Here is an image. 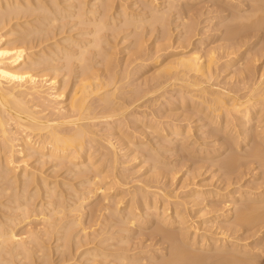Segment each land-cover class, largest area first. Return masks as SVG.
Here are the masks:
<instances>
[{
	"label": "rangeland",
	"instance_id": "obj_1",
	"mask_svg": "<svg viewBox=\"0 0 264 264\" xmlns=\"http://www.w3.org/2000/svg\"><path fill=\"white\" fill-rule=\"evenodd\" d=\"M58 1H59V5H58L59 8L56 7V6L55 7L51 6L52 7L51 8L49 6L52 9V11H56L55 13L58 16L62 15V16H59V19H60L59 20L58 16L56 18V14L55 13H54L55 15H53V16H52V14H50L52 17L55 16V19H56V21H55L56 23L54 22L55 26H51V28L54 27L52 29H54L55 32H57V30H58L57 36L52 38L50 41L48 40L43 45H45V47H46L45 48L46 50L44 49V52H45L44 54H46V52L50 53L49 50L53 51V53L52 52L51 53L53 54L52 56H55V57L50 56L51 53H50V55L48 53V54H46L44 56H48L49 55V57H51L53 59V60H51V58H50V60H51L50 62L51 63L54 61V63H52L53 66L51 64L50 65L53 67V69H55L54 67L56 66V70H57L56 72L57 73H55V71L53 70L51 72L52 75H50V76L57 75V76H55L56 78H54V79L58 78L57 81H61V84L62 83L65 84V85L67 84L68 87L65 86L66 89L64 88L66 90L65 93L68 92L71 89V87L73 86V84L75 82H77V80H78L77 76H79L81 72H83V71L85 72V70L87 69L86 66L94 65L95 67L96 66L99 67L100 65H102L99 68L100 70L102 69V67L103 68L104 67H108L107 70H110V71L114 68L117 71V76H118V73H119L121 75V77H124L123 75L125 73H127L125 75L126 78L124 79V84L126 82L127 83L123 86V90L126 91V93L123 94L122 97L125 95V97L127 96V99H130L128 97L132 96L133 95L132 93L136 94V92L137 93L140 92L139 94H137L138 96L140 94H142L144 97L142 95H140L142 97L139 98L140 99L139 100L138 98H133V96H132L131 98H133V101L134 102L136 101L134 103L135 105L134 104H133L134 106L132 105L135 108H133L131 106L132 108L130 107L125 112L124 115H126L127 117H123L124 115L120 114V115H118L119 117L117 119L114 118L116 120L114 121L115 123L112 121L113 123H112L111 127L109 126V123H107V121H108L107 119L108 118L107 119L100 118V119H98L97 121L94 122V124L96 123L94 126L97 125V127H98V128L97 127H95V128L100 130L99 131L100 134L102 133V136L104 135V137H107V138L108 137H111V138L113 137V141L119 147L118 148L119 154H117L118 157H119V158H117L118 159L117 164H119V165H117L116 168L112 167L113 169L116 170V172L112 170V168H111V166L109 164H106L107 163L106 160H104V162H102L103 159L101 158V153L100 152L98 153V152L95 151L96 148H97V146H96L97 143H95V144L93 143L92 145L90 144V147L89 146L87 147L88 152L90 150L89 153L93 152L92 153L93 156L91 157V160H90L91 162L90 161H86V163L85 162L83 163L81 161H79V162L77 161L76 163H74L75 165H73L72 163H69V162L67 163L66 161L65 162H63V161L61 162L60 160L59 161L46 160V162L43 165V164H41L42 162H40V160H38L39 159L38 156L30 157V160H28V163H29L28 168L32 169V168H35L34 166L37 167L36 168L37 169L36 173H37V177H38V182L37 183H39V181H40L39 177L41 178V176H43V177L46 178L45 186L41 190L43 195L37 196L38 199L36 197L34 199L31 198L32 199V201H31L30 195H28V194H30L31 190H33V191L35 190L34 188L36 186V182H33L35 184H33L32 181L30 183L28 178H26L28 180L26 182L27 183L29 182V184L27 185V183L25 181H23V180H26V179L24 177L23 178L21 177V176H23L25 174H23V172H20V174H21V176H20L19 173H18L17 177L18 178L21 177V178H19L20 181L18 183H16V184H18L17 185L18 190H17V194H16V191H14L15 192V196H17V195L19 196L20 194L22 195L26 191L25 192L26 195L24 194L25 196L22 197L20 195V197L24 199L22 201V199L19 198V200L21 201L20 204L24 205L26 200H27L28 203L26 202L25 205H27V204L30 205V202H31L32 203L31 206H33L34 208L36 207V208L39 209L38 210L36 208L35 209L34 208H32V209L30 208V212L36 210V213H34V215L37 218L35 216H33L35 218L32 217V219H33V221H32V219L29 218L30 215L27 216L25 214L26 216H24V215L22 216L23 213L21 211L16 212L17 210L15 209V207L19 204L20 201L17 199L18 200L17 205L14 202L13 203L10 202V204H6L7 203L6 201L9 199L6 196L5 199H7V198L8 199L5 200L3 198V199L0 200L1 201L0 203H2V201L6 202L5 204L9 205L11 210L8 207L4 208L2 206L4 208V210H3V208H2V210L1 209L0 210L3 211V212L5 211V212L2 215L3 212L0 211L1 212L0 214L4 217V220H6V218H7L6 216H8L7 220H13L12 218L16 219L14 222H16V223H18L20 225V226L18 225L19 227H17L18 234L19 235L23 234L20 237L30 236V234H32L30 236V238L31 237H38V235L40 237H43L45 235H41V234L44 233L45 231H42V230L49 231V230H47L48 226H50V230L52 229L55 232L58 230L57 233H59V234L56 233L57 235H59V237L57 235H54V237L52 236L50 238L51 240L48 239L47 242H45L44 245H40V246H43L44 249L41 250L40 252H38L36 254V256L34 254L35 257L28 253V256L30 255V257L32 259L34 258L36 260V262H34L35 260L33 259V261L31 260V262H34L35 264H41V262H42L41 261L42 260L41 257H43L44 255L48 256L50 254L49 255V261L50 262L48 261V263L49 264H56V263L59 264V262L62 261L63 259L66 260L67 258L69 259V257L71 258V256L68 255L69 251L65 250V249H68V247L66 248V246L69 243V241H70V243L68 245H69V248H70V244H72V242H77L80 239L81 240H85L87 237H91V240H93L92 237H95V238H96V236L98 237L99 236L98 233H101V237L103 239L101 237H100L101 239H99V237H98L99 240L95 239L94 243L92 242L93 243L92 244L93 247L90 250L88 249L87 251H85L86 254H85V252H84L83 256H79V254H76V256L75 255L73 256V257H75L74 259H72V260L70 259V261L67 260L68 262L64 261L65 263H63V261H62L60 264H85V263L86 264H127V263L128 264H160L161 263L160 261H163V260L167 259V257L171 258V256H169V255H171L175 251L177 252L179 249L181 250L182 246H184L183 247L184 249L182 248L183 250H191L192 252L195 253L197 250L193 251V248L191 247V245H190V247L192 249L186 247L187 245L190 244V240L189 241L186 240L184 242L185 245L182 242V244H181L182 246H179V247H178V245H180V244L177 245V243L174 242L176 244V246L178 247L177 248L175 246V244H172L173 241H171L172 243L170 241H168L169 242L168 243L166 241L167 239H165V237H167V236H168L167 238L172 237V235L174 237V234L178 233L180 231L179 229H181V227L180 228L177 227V226H179L178 224L172 223L173 219H170L171 221H167L166 219H164V217L166 215H168V214H171V215L173 214L174 215V212H175L174 210L177 209V206H178V204L176 202H178V201L179 202L181 201L180 203L184 204V205L181 204L179 207L184 209L185 214H188V215L190 214L189 218L191 217V219L186 224L189 227L186 226V225H183V226L186 227L185 228V232L186 233L188 232L187 236H189V234L192 233L191 237H193L192 235L194 233L193 232L194 231V227L197 226V224L201 225V226L203 225L202 227H204L205 229H206V227L208 228V226L211 224L210 226H211L212 230H214V231L216 230V232H219L221 234L220 235L219 233H217L218 238H220V237L223 238L224 237L223 236L224 227L228 226V228H231V229L230 230L227 229V233H228L227 235H233V234H234V236L238 235V238H240L238 240V243H240L241 245H243V244L245 245L246 243H249L248 244V249L249 248L250 249L259 248V247H261L262 244L264 246V242H263L264 240H262V239H264V235L262 236V238H260V240L259 239L257 240V236L255 234V231L257 229L255 231H253V230L246 229L245 227L244 228H241V227L240 228L239 227L236 228V226H235L237 224L236 219H238V218H235V216L232 217V215H231V217L225 218L224 215H225V211L227 209V206H226L227 202L225 203L224 201L223 202L221 201V202L217 203L216 201H218V200H216L215 202L217 203L216 205L219 208V210H217L218 213H215V211H212V206H209V207H211L210 209H209V207H207V205H206L207 203L206 202L199 201V204H196L197 202L195 203V201L198 199L197 196L190 197L191 196L190 192H191L192 188L196 186V182H202V184L205 185V186H203L204 189H215L216 187L217 188H223L224 187V185L226 184V178L228 177V174H229L230 169H231L229 164H228L229 163L228 161L230 159L229 157H231L232 154H235L238 150H239L238 152L242 153V151H240V149L243 150V152L244 151L246 152L249 149H254V146H255V144L257 142H259V144L264 142V134H261V133H264V131H263L264 128L262 129V127H264V120L261 123L257 122V121H253V123L250 124V128L252 129V131L249 132V133L248 132L247 133L243 132L245 129H242L239 133L236 132L237 129H236V127H234V125L237 124V120H234L233 121L234 124L232 122L230 123V125L228 124L229 126H233L234 127V130L233 129L230 130V133L232 134L231 135V134L227 133V130H225L226 125H225L224 120L222 118H221V120H223V123H222V125H223L222 127L223 128L220 131L219 130V127L221 126V123H219L220 120H215V122H213V121H211L210 118H208L206 116L204 117V114L206 112V110H205V112L202 111L204 106L202 104H200V103L198 104V103L192 102L191 101L192 98L190 97V95H187L186 99H188L187 97H189V100L192 102V105L194 104V106L190 105L191 104L190 101L185 100V96L179 95L180 93H177V90L175 91L174 89H166V88H164V90L163 89L159 90L158 91V94H159L158 96H160V94H162L166 90L162 94L163 96L161 95L160 98H158L157 92H155L156 94L153 95L154 93L152 94V93H149V91H148L149 90V85L152 83L151 80L149 79V76L152 74V72H154L153 70H155L156 66H157V65H154V64H148V63H150V60H151V59H148V57H151V54H152V57H154V56H156L155 54L163 53L161 63L163 62L162 64H164V63H166V62H168L170 60H175V57L176 56L178 57V55H180V54H184V55L186 53H187L186 55L193 54V52H195L196 50H197V52H200V54L206 55L208 53L207 51H209L211 48H214V47L222 51V52L219 53L222 56L220 57V59H221V60H219L220 62H218L219 63L218 67L220 66L219 67L220 68V72L218 70V72H219L218 73L219 75L217 74L218 75V77H217L218 79L215 77V79L213 80V78H212V80L207 82V84L204 83L206 86H209V87L218 86L216 88L221 89L222 87H219L218 84H220V86H225L226 85L225 86L226 90L225 89H223V90L221 89V90L222 91L225 90L226 92H230V93H231L232 87H234V89H236L235 85L237 87L238 78L240 77L239 70H241V67L246 63V61H243V63H242V61H240L239 58H240V56L242 54H245V52H247V51L251 55V56L249 55V57L247 56V58H250V60L252 61L251 65L253 67V71L254 72L252 71L251 75L253 76L252 78L255 79V80L254 79L253 80L256 81V82L263 81L264 73H262V75L260 73L264 69V26L252 29L250 27L254 28V26L245 25V24H248L245 21L246 20L248 21V19L250 21V19L252 18L250 14L257 13L256 12L257 11V7L260 8V6H261L260 2L262 3V1H264V0H259L260 2L258 0H58ZM83 1H84V3L81 4ZM262 4H263L262 8L260 9L261 11L258 9L259 12H262V10H263L264 2ZM122 5L124 6V8H127V11H128V13H125V15H124V12H121ZM53 8L56 9V10H53ZM89 9H91V10H89ZM152 9H157L160 12H167V14H168V16L166 17L167 21L165 20L164 25H162L161 22H159V21L156 22V20L154 18H152V16H150ZM58 11H59V13H58ZM62 11L64 12V14H63ZM60 12H62V13H60ZM259 12L257 14H259ZM263 12H264V10H263ZM38 13H40V14H38ZM41 13L42 12H38L37 11V14L36 15L34 14V16L30 15V18L28 16H24L23 19H21V20H25L27 22V21H29L28 18L31 19L30 20L31 22L29 21L27 24L25 22L26 27H25L24 21H22L23 22L22 23L21 20L18 19L17 21H19V23L21 22V25L23 24L22 25L23 27L20 25V28H19L20 32H19V29L17 28L19 26L15 25L16 28H14V26H13L12 27L14 29L13 32H15V29H16V33H15V35H13L12 34L13 32H12L10 34V36L8 37L9 38L8 40L16 42L21 37V32H22L21 28L25 29V28H27V25H29V26L31 25V27L33 25L34 29H35V27L38 26L37 21L42 16ZM257 14H252V15L255 16ZM113 15H115V16H113ZM63 16H64L65 19L62 18ZM246 16H249L250 18H247ZM35 17H37V18H35ZM112 17H114V20H113ZM138 18L140 20V21L138 20V22H139L138 25L139 26L135 25L136 22H137L136 20ZM32 19H35V25H34V22H32V21H34ZM36 19H38V20H36ZM17 21L14 22V24H18ZM41 21L42 20L40 19L38 22H40V24H41L43 22V21L42 22ZM99 22L101 23V25H99ZM45 23L46 22L44 21V23H42V25L45 24ZM54 23H53V25H54ZM102 23H104V24H102ZM241 23H243V27H244V25L248 26V27L250 26L249 30H247L248 28H246L245 30H247V31L241 33L244 36L249 37V38H247L248 39L247 42H246L247 44H245L244 47H242V46L240 47L241 48L240 49L241 51L239 50L240 52L237 51V52L233 53V55H231V56L229 55L227 57V56L224 55L225 54V50L228 51V45L232 41L231 39L236 38V37L233 38V33H234L233 30L235 28L232 29V27L234 25H236V27H237V24L240 25ZM36 24H37V26H36ZM140 24H142V25H140ZM165 24H166V26H165ZM95 25H97V28H96ZM239 25H238V27H239ZM39 26H38V28H39ZM136 26L138 27L139 30L136 29L137 28ZM31 27H29V28H31ZM40 27H42V26H40ZM98 28L101 29V30H99ZM189 28L192 29L193 33L192 34L190 33L191 36L189 35L188 38H186V33L188 32ZM17 29H18V32H17ZM97 30L99 31V33L96 32ZM135 30H137V31H135ZM196 30H197V33L199 32V34H196V32H194ZM230 30L232 31V34L229 32ZM94 32L97 33V35L95 34V40L96 41H94V36H93ZM16 34H19L20 36L16 35ZM230 34L232 36H230ZM36 35H39V33H36ZM71 35L73 37H71ZM166 36H169L171 39H169L168 41L165 42V37ZM69 37L74 39V40H72V42H74V45L72 43H70V44L73 45V47H71L72 49L70 47H68L69 45H67V44H69V42H67V39ZM96 37H97V39H96ZM140 37H142V39ZM15 38H17V39H15ZM201 38H202V40H201ZM139 39H140V41H139ZM102 40H103V42H102ZM142 40H143V42H142ZM138 41H139V43H143L144 44V45L142 44L143 47L146 50V51L144 50V52L147 53V54H145L144 52L141 53L144 48L140 51V53H137V50L135 48L138 45L137 44ZM15 42H12L13 45H14ZM50 42L51 43L54 42V43H52L53 45L55 43L57 44V45L55 44L56 51L58 49L56 46H59L60 50L57 51L59 54L57 52H55L54 50H52L51 46H53V45ZM93 42H97V43L93 44ZM16 43L17 44H15V45H18V44H20V41L16 42ZM59 43H60L61 46L59 45ZM91 43L93 44V46L97 45V44H99V45L91 48V46H92ZM89 44H90V47H88ZM183 44H184V46L180 47V45H183ZM80 45H81V47H83L84 45L85 46L88 45L86 47H88V49L91 48V50L90 49L88 50L86 48L89 51V53L87 55L86 53L88 51L86 50L87 52L84 53L85 57L83 59L82 64L79 61V59L77 58V56L79 55V52H81V49L84 48V47L81 48L80 51H79L78 47H80ZM160 45H161V47H162V45L163 46L167 45V46H169L168 48H170V49L167 48V49H165V51H164V49L159 50L157 48H159ZM65 46H66V48H65ZM99 46L102 49H100ZM43 47L44 46H42V48ZM222 47H224V48H222ZM61 48L65 49V50L67 49V51H65V50L63 51V50H61ZM68 49H69V51H68ZM92 49H94V50H92ZM70 50H71V52H73L72 55H69V54H71ZM156 50H158L160 53L158 51H156ZM219 50H217V52ZM62 51H63V53H62ZM109 51L111 53L115 52V53H112L114 56L112 55L113 57L111 58L112 61L110 62V65H109V63L105 62V60H107V58H105V57H108V55H110ZM135 52L137 54H135ZM74 53H75V59L76 60L78 59L77 61L74 58L70 59V57H69V56L73 57ZM91 53H92V55H91ZM102 54H104L105 56L104 55L101 56ZM132 54H134V55H132ZM42 55L43 54L41 52L40 56H42ZM94 55H96V56H94ZM140 55H141V57L143 59L140 57ZM226 55H228V54H226ZM235 55L236 56L239 55L238 58H236L235 61L233 60L232 62H230L229 61L230 57L235 56ZM86 56H88V57L86 58ZM135 57L138 58V60H136ZM139 57H140V60H139ZM54 58H56V59H54ZM144 58H145V61H143ZM90 59H91V61H90ZM117 62H119V63H117ZM105 63H107L109 66H106ZM142 63L146 64V65L144 64L146 68L143 67L144 65ZM96 64H98V65H96ZM226 64H228L227 67H224L223 65H226ZM82 65H83V68H82L83 70L81 69ZM111 65H112V67H111L112 69H109V67ZM127 67H128V69H127ZM140 67H142V68H140ZM158 67H159V65H158ZM127 75H129V76H127ZM145 76H147L148 78L145 77ZM237 76H239V77L237 78ZM254 76H256L257 78L258 77H260V78L257 79ZM145 78L147 79L146 80L147 84L145 83V80H144ZM53 81H55V80H53ZM212 84L215 85V86H213ZM146 86H147V88H146ZM226 87H228V88H226ZM133 88H135V89H133ZM168 88H170V87H168ZM146 89H148V90L146 91ZM133 90H135V92ZM168 93H169V96H168ZM233 93L235 94V92H233ZM149 94H150V96H149ZM137 95H134V96H137ZM177 95H179V97ZM66 96H68V95L66 94L65 97ZM180 97L185 100L183 103H181V101H183V100ZM123 99H124V97H123ZM180 99H181V101H180ZM125 101H126V99H125ZM133 101L131 100V101H128V102L131 103ZM200 105H201V107H200ZM97 108L98 107H96L95 111L100 113L101 112L100 108L99 109H97ZM198 108H200L201 110L198 109ZM129 110H131V111H129ZM151 111H152V113L154 115L151 113ZM260 114H262V115H260ZM260 114H259L260 116H258V117H262L263 116V113H260ZM50 117H52V116L50 115ZM168 117H170V119ZM171 118L173 120L177 119L176 123H178V121H180L179 123H182L185 126L187 125L186 126L187 128L188 127L191 128V129L189 128L190 131H188L187 134L185 133L183 135V137H182L183 139L179 138V140H180L179 142L175 141L176 139L169 138L167 136L168 134L165 135L166 133H161L160 131H155L157 129V127H160L161 125L165 124L166 122H168V121L173 122ZM262 118H264V116ZM107 126H108V128H107ZM138 126H140V127H138ZM109 127L110 128L113 127V128L109 129ZM122 129H124V130H122ZM172 129L168 128L167 130H172ZM256 129L257 130H262L261 133H260L261 137H257L254 134L255 132H257ZM117 130H119V131H117ZM107 131H109V132H107ZM110 132L112 134H109ZM106 133L109 136H106ZM240 133H242V134H240ZM116 134H117V136H116ZM250 135L252 136L251 137L252 139L249 140L251 142L250 144H248V142H246V143L245 142H242V143L240 142L241 144L239 143L237 145V143L234 140L236 137H238V140L246 139ZM233 136H236V137H233ZM114 137H115V139H114ZM122 137H124V138H122ZM232 137H233V140H232ZM256 145L259 146L258 143ZM260 147H258V148H260ZM263 147L264 146L262 145L261 148H263ZM94 152H96V154ZM119 155H121V156H119ZM30 163L33 164V167H32V165L30 167ZM78 163L79 164L81 163L80 164L81 166L79 165L80 167L79 166L77 167ZM34 164H36V165H34ZM68 164H70V165L68 166ZM82 164H83V166H82ZM94 164H96L95 165L96 167L93 166ZM156 165L158 166L157 167L158 169L156 168ZM252 165H253V163H252ZM252 165H250V163H249V168H247V169H249L250 172L248 170V171H246L244 173V176H243L244 179H242V182H240V184H242V185L244 184L243 187H245V188L248 187V186L253 187V185H254L253 188L254 189L256 188L255 190L259 191V193H260V192L264 191V168L260 167L259 163L255 164L253 166ZM40 166H41V168H40ZM255 167H257V169H254ZM0 168H2V167H0ZM159 168L160 169H164L165 172H166V173L164 172L166 178L164 177L163 179H161L160 182H158V180L156 178H154L157 175L156 172L159 173V171H160ZM95 169H97V170H95ZM120 169H122V170H120ZM243 169L247 170L246 167L245 168L243 167ZM54 171H56V172H54ZM45 172H46V174H45ZM96 172H97V175H96ZM103 172L105 173L106 176L107 175L108 176H107V179L104 177L106 180L104 179V181H102L103 180L102 179L101 180L102 182L100 181V184H101L100 185L99 181L97 180L98 179L97 177H98V174L104 175ZM112 173H114V174L112 175ZM119 173H120V175H119ZM193 173L195 174V176H193L194 175ZM175 174H176V176H175ZM115 175H118V176H116L117 178L118 177H122L123 178V176H124L123 180L128 182V183L123 182V183L127 184L126 186L124 184L123 185L125 187L130 188V189L132 187L133 188H137L139 186H144L145 184H148V186L150 187V190L151 191H155V190H157V188L155 189L154 187H157V185H159V184L161 185V183H165L166 182V186H165L166 189L164 188L165 190H163V191H165V192L168 191L167 193H169V192H171L173 190L174 193H175L174 196H176V197H173V198L170 197V201H167L166 200V195H165V198L163 196L164 195L163 191L161 192V194H163L162 196L160 194L153 196V194L151 192L152 198H150L151 200L149 201V204H151V205H149V207H147V208H144V210H142L141 212L137 213V214H139V215H137L138 219H136V220H138L137 221L138 223L136 222V225L134 224L135 226L133 225L134 227H132V224H130V223L128 224V222H126V221H128V219H126V217L124 218L123 215H119L118 216L117 212L115 213V211H114V210L117 209L116 207L119 208L121 206H124L128 202L127 193H126V191H128L126 189H128V188H124V187H122L123 185L119 186V184H118L119 188L122 187L121 189H118V187H115V186H117L115 183L113 185L111 184L112 176L114 178ZM172 176H174V177H172ZM195 177H196V179H195ZM110 178H111V181L109 180ZM94 179H96V182H94L95 181ZM55 180H57V181H55ZM85 180H87V181H85ZM120 180H119V182L122 181V180L121 181ZM167 180H168V182H167ZM21 181L25 184L24 186L26 188L25 187L24 188L21 187V185L23 186ZM92 182L94 184H92ZM108 182H109L110 186L108 185L109 188L106 190V192L102 191L100 188L97 187V186L100 187L102 185L108 184ZM129 182H131V183H129ZM152 182H154V183H152ZM0 183H2L1 182V178H0ZM184 184H185V186H184ZM27 186H28L29 189L27 188ZM105 186L107 187V185H105ZM233 186H234L235 189H238L237 187H239V184L232 185V187ZM235 186H237V187H235ZM0 187H2V185H0ZM19 187L21 189H19ZM55 187H57V189ZM151 187L153 189H155V190H152ZM183 187H184V189H183ZM250 188H247V189H250ZM59 189H61V190H59ZM93 189H94V191H93ZM176 189H178V190H176ZM96 190H98V191H96ZM85 192H87V194ZM47 193H49V194H47ZM103 193H104L105 196L103 195ZM237 194L238 193H236V196H237ZM56 195H59V196H56ZM87 195H88V197H87ZM42 196H44L46 198H49V199L43 198ZM77 196H78V198H77ZM80 196H81V198H80ZM124 196H126V198H123ZM24 197H26V199ZM28 198L30 199V201H28L29 200ZM79 198L80 199H84V200L86 199L85 200L86 202L83 201V203H82L83 205L81 204L82 209L84 208V210H82L80 208L81 206L77 207V202L76 201ZM119 198H121V200ZM59 199H60V201L61 200L62 201L66 200L67 202L66 201H64V203L62 201L60 202ZM117 199L120 200V202H117L118 204L115 202V201H117ZM10 200H12V199L10 198ZM164 200H166V201H164ZM12 201H15V200H12ZM50 201H51V203H50ZM53 201L54 202L56 201L54 204H55V206L57 205L56 206L57 208L55 206H54V208L52 207L53 206L52 205ZM40 202H41V204H40ZM48 202H49V204H48ZM155 202H156V207H151L153 204H155ZM167 202H169V203H167ZM229 202H230V200H229ZM35 203H37V204H35ZM61 203L63 204V206H61L62 205ZM239 203L241 205H244L241 202H239ZM33 204L36 205V206H34ZM73 204H75V206ZM1 205L2 204H0V206ZM43 205H44V210H43V207H42ZM65 205L68 206L69 208L72 206V212H70L71 210H68L69 208L66 207ZM116 205H118V206H116ZM60 206L63 208V211H60L62 209ZM64 206H65V209L67 208L66 210L68 212L64 209ZM183 206H185V207H183ZM58 207H60V208H58ZM73 208H74V210H73ZM51 209H53V211L57 212V213L53 212L54 215H55V218L54 217L52 218L48 214V213L52 214L50 212ZM54 209H56V210H54ZM77 209L79 210V213L77 212L78 211ZM8 211H9V213L7 214ZM40 211H43V213L44 212L45 213L43 214ZM74 211H75V213H78V215H80V214L81 215L80 216H78V215L76 216ZM37 212H38L39 215L37 214ZM61 212H62V214H63V212H65V213H69L70 212V213L74 214L75 217L72 214H70L71 215L70 216L69 214H65V213L64 214L66 216H63L64 214L61 215ZM11 213H12V215H9ZM41 213L43 214L42 215L43 216L42 219L40 217ZM196 214H198V216L200 218ZM201 214H202V216H201ZM47 215L49 217L48 219L46 218ZM59 216L63 217V219H65L67 216L68 217L70 216L71 218H68V217L66 218V220L68 222L63 220V219H61V221L62 222L64 221V223H65V224L64 223L61 224L62 222L60 221V219H58ZM44 217H45L46 220L43 219ZM50 217L52 219H50ZM140 218H141V220H140ZM204 218H206V219H204ZM56 219L59 220V222H61V223L58 224V222H56L57 221ZM77 219L79 221H77ZM176 219H178V217L174 218V220H176ZM44 220H45L46 224L44 223ZM50 220L51 221L54 220V224L53 223L51 224ZM73 220H75L76 222H74ZM202 220L205 221V224L204 223L201 224ZM23 221H24V223H23ZM47 221H48V223L50 225L47 224ZM55 222H56V224H55ZM79 222H81V223H79ZM66 223H67V225H70V226H71V224H74V223H75V225L77 224L76 227L75 226L74 227H70L69 226L70 228H75V229H73L74 230L73 233L71 232L72 230L70 228H69L70 232L68 233L67 230H69V229H68V226L66 225ZM217 223H219V224L221 223V224L219 225ZM51 225L53 227L55 225L56 227L53 228V227H51ZM193 225H195V226L193 227ZM60 226H61V228H60ZM261 226H262L261 228L264 230V227H263L264 226V222H263V224ZM29 227H31V229ZM63 227H64V229H63ZM65 227H66V230H65ZM221 227L223 228V230H222ZM35 228H36V230H35ZM59 228L62 229L63 231L61 232V230ZM163 228H165L167 234L171 233V232L172 233L170 235H167V234L164 233V235H165V237H164L163 233H160V231H162ZM177 228H179V229H177ZM26 229H30V231L28 232V231H26ZM186 229H187V231H186ZM200 229L201 230H198V233L196 235L194 234L196 238H197V236L199 234H201V233H203L205 231L203 228H200ZM237 229L240 230V231H238ZM31 230H32V232H31ZM39 230L41 232H39ZM64 230L68 234L72 233L74 235L75 233H77V234H75L77 236H75V238H74L72 236V234H71V237L69 235H67L66 242H64V239H65L64 235H63V234H65ZM165 230H163V231L165 232ZM233 230H235V231H233ZM24 231L28 232V233L31 232V233L26 235L27 233L24 234ZM54 231H50V232L54 233ZM173 231H175V232H173ZM235 232H236V234H235ZM33 233H34V235H33ZM35 234H37V236H35ZM44 234H46V233H44ZM102 234H103V236H102ZM178 234H181V233L179 232ZM178 236H180V235H178ZM47 237H48V235H47ZM69 237L70 238L73 237L74 239L72 238L70 240ZM105 237H106V239H105ZM230 237L231 236H227V238H226L227 240H225V241H219L218 245L221 244V243L222 244H228L227 242L230 243V239L231 240L234 239L233 236H232V238H230ZM30 238L27 237V239L25 238V240H28V242H29ZM176 238H177V236H176ZM67 239H69V240H67ZM100 240H101L102 243L99 242ZM258 241H261V245L260 246L256 245ZM59 242L62 245H63V243H67V244L64 245L65 247L64 246L62 247ZM96 242H98V243H96ZM104 242L106 244H104ZM178 243H179V241H178ZM30 244H31V246H30ZM169 244H172L173 246L169 245ZM26 245L29 248L34 246L30 242H29V244H26ZM90 245L91 244H89V247H90ZM47 247H49L50 249L47 248ZM74 247H76V245H74ZM74 247H72V248H74ZM84 247L85 246H83V249H84ZM175 247L178 250H176ZM33 248H35V246ZM38 248L39 247L36 246V250ZM81 248H82V246H81ZM213 248L210 247L209 248L210 250L209 249H205V250L201 249V250H203V254H202L201 250H199L201 252H199V251L198 252L201 253L203 255V257H204L205 253H208L207 255H209V257L205 254L207 256V257L206 256L205 257L208 259L212 255H215V253H218L217 251L214 252L215 248L214 249ZM174 249H175V251H174ZM211 249H213L214 251L211 250ZM19 250L20 249H18V251H16V253H17V255L20 254L21 256L19 255L20 257H18V256L15 255L16 257H18V258H15V260L11 258L13 260L12 261L10 259L11 264L12 263H14V264L15 263H17V264H26L28 261H30L31 258L30 257L28 258L26 256V254H24L26 251L20 250L21 253L24 252L23 254L26 256V259H25V258H23L25 256L23 254H21L19 252ZM63 250L67 251V253L64 252ZM46 251H47V253H46ZM204 251H205V253H204ZM211 251H213L214 254L211 253ZM63 253H65V254H63ZM199 253H197V254H199ZM62 254L65 255V257ZM122 254L124 255L123 257H122ZM174 254H172V257H173ZM166 255H167V257H166ZM262 255L263 256H262V259L259 262V264H263L264 263L263 262L264 261V252H263ZM215 256H217V255H215ZM220 256H218L219 259H220ZM121 257L122 258L126 257L127 260L126 259H122L121 260ZM205 257L203 259H205ZM218 257L215 258V259L214 258L211 259L212 258L211 257L210 260L208 259L209 261L207 259H205L206 260L205 262H207L208 264H214V260H216V259L218 260ZM27 258H28V260H27ZM2 259H3V257H2ZM24 259L27 260V262ZM171 259H167V260H171ZM75 260H76V262H75ZM14 261H16V262H14ZM123 261L125 263H123ZM218 261H221V260H218ZM163 262L165 264L167 263L165 261H163ZM215 262H216L215 264H218L217 261H215ZM30 263L28 262L27 264H30ZM207 263H204V264H207ZM221 263L222 262H220L219 264H221Z\"/></svg>",
	"mask_w": 264,
	"mask_h": 264
},
{
	"label": "bare ground",
	"instance_id": "obj_2",
	"mask_svg": "<svg viewBox=\"0 0 264 264\" xmlns=\"http://www.w3.org/2000/svg\"><path fill=\"white\" fill-rule=\"evenodd\" d=\"M259 1V0H258ZM260 2V1H259ZM264 1H262L263 3ZM62 3V2H61ZM60 3V4H61ZM84 1L81 3L83 4ZM260 2V8L257 7V13L259 12L258 9L260 10L262 8V4ZM59 1L58 0H0V178H1V182L0 185H2V187H0V200L1 199H5V197L7 196L8 200L6 202L2 201V204L0 206V209L2 210V208L4 207H9V205H6V204H10V202H14L18 203V200L20 197V195L18 196H15V192L16 191V194H17V190H18V187L16 183H18L20 180L19 178H28L29 182L32 183L33 182H36V186H35V190H31L30 191V199H34L35 197L37 198V196H40V195H43L42 194V189L44 188L45 186V183H46V178L41 176V178L39 177L40 181L39 183L38 182V177H37V173H36V166H34L35 168H32V169H29L28 166H29V163H28V160H30V157H33V156H38V160H40V162H42L41 164L44 165V163L46 162V160H54V161H63V162H69V163H72L73 165H75L74 163H76L77 161H81V162H85L86 161H90L91 160V157L93 156L92 153H89L88 150H87V147L89 146L90 147V144L92 145L93 143H97L96 146V152H100L101 153V158L103 159L102 162H104V160L107 161L106 164H109L111 166V168L113 167H117V162H118V155L119 152H118V146L117 144H115V142L113 141V137H104V135L102 136V133L100 134V130H98L97 128V125L94 126V122L97 121L98 119L100 118H105L107 119V123H109V126L111 127L112 126V123L119 117L118 115L122 114L124 115L125 112L136 102L133 101V98H141L142 96H138L136 92L135 93H132L133 95V98H131L132 96L128 97L130 99H127V96L125 97V95L122 97L123 94L126 93V91L123 90V86L127 83L124 84V79L126 78V74L125 73L123 76L124 77H121V75L118 73V76H117V71L113 70L111 67L112 65L109 67V69H112L111 71L110 70H107L108 67H102V69L100 70L99 68L102 66L100 65L99 67L98 66H94V65H91V66H86L87 69L85 70V72H81L78 77V80L77 82H75L73 84V86L71 87V89L65 93V89L67 86V84H61V81H57V79H54L56 78L55 76L57 75H53V76H50L52 75L51 72L54 70L55 73H57L56 71V66L54 67L55 69H53V65L52 63H54V61L51 63L50 61L53 60L51 57H49L50 53L53 51L49 50L50 53L48 56H44L46 54H48L46 52V54H44V49L46 48L45 45H43L44 43H46L48 40L50 41L52 38H54L55 36H57V33H58V30L57 32L54 31V27L51 28V26H55V16L52 17L53 15H55L56 11H52V7H58L59 8ZM80 5V4H79ZM149 5V4H148ZM234 5V4H233ZM236 5V4H235ZM51 8H50V7ZM114 6V5H113ZM126 7V6H125ZM128 7V6H127ZM68 8V7H67ZM66 8V9H67ZM70 8V7H69ZM73 8V7H72ZM131 8V7H130ZM155 8V7H154ZM63 9V8H62ZM61 9V10H62ZM121 12H124V15L125 13H128L127 11V8H124V6L122 5V8H121ZM236 9V8H235ZM53 10H56L53 8ZM60 10V11H61ZM91 10V9H89ZM263 10H264V7H263ZM259 12V14L257 13H252V14H257V15H251V19L249 21L246 20L245 22H247L248 24H245V25H252L254 26L253 27H250L252 29H255V28H259V27H263L264 26V12ZM37 11L38 12H42V16H41V21L42 23H44V21L46 22L45 24L42 25V23L40 24V22H38L39 20L37 21L38 23V26H42L38 28L37 24L34 29V26L31 25H27V28L30 30H28L27 28H21V37L18 39L20 41V44L18 45H15L17 44L16 42H19L18 40L15 42V41H11V40H8L10 34L14 31V29L12 28L14 26V28H16V26H19L17 27L18 29L20 28V25H21V22L24 21V24H25V20H21L23 19L24 16H28L30 18V15L34 16V14L36 15L37 14ZM64 11V10H63ZM62 11V12H63ZM66 11V10H65ZM261 11V10H260ZM60 12V13H62ZM67 12V11H66ZM65 12V13H66ZM253 12V11H252ZM55 13V14H54ZM59 13V11H58ZM263 13V14H262ZM40 14V13H38ZM52 14V16L50 15ZM64 14V12H63ZM93 14V13H92ZM69 15V14H68ZM106 15V14H105ZM120 15V14H119ZM249 15V16H250ZM57 14H56V18H57ZM59 16H62V15H59ZM59 16H58V19H59ZM115 16V15H113ZM152 18H154L157 21L161 22L162 25H164L165 23V20H166V17L168 16L167 12H160L158 11L157 9H152L151 10V15ZM249 16H246L247 18H250ZM27 17V18H28ZM28 20L30 21L31 19ZM37 18V17H35ZM64 18V16L62 17ZM79 18V17H78ZM106 18V17H105ZM113 20H114V17H112ZM241 18V17H240ZM246 18V19H247ZM18 19L21 20V22L19 23V21H17ZM65 19V18H64ZM80 19V18H79ZM101 19V18H100ZM133 19V18H132ZM242 19V18H241ZM34 21V25H35V19H32ZM60 20V19H59ZM58 20V21H59ZM138 20L139 18L136 20V24L137 26L138 25ZM18 24H14V22H16ZM27 21L26 24L29 22ZM140 21V20H139ZM167 21V20H166ZM31 22V21H30ZM55 22V23H54ZM92 22V21H91ZM102 22V21H101ZM142 22V21H141ZM140 22V23H141ZM244 22V23H245ZM23 23V22H22ZM54 23V25H53ZM94 23V22H93ZM112 23V22H111ZM26 24H25V27H26ZM96 24V23H95ZM104 24V23H102ZM16 25V26H15ZM23 25V24H22ZM21 25V26H22ZM99 25H101V23L99 22ZM142 25V24H140ZM239 24H237V27L236 25H234L232 27L233 30V38L234 39H231L230 41V44L228 45V51H226L225 48V56H231L233 55V53L235 52H240L241 50V46L244 47L245 44H247V38L249 37H246L244 36L243 32L249 30V27L248 26H245L243 27V23H241L240 26L238 27ZM31 28H29V27ZM80 26V25H79ZM83 26V25H82ZM96 28H97V25H95ZM136 26V27H137ZM166 26V24H165ZM23 27V26H22ZM99 27V26H98ZM101 27V26H100ZM164 27V26H163ZM190 27V26H189ZM167 28V27H166ZM246 28H248L247 30H245ZM18 29H17V32H18ZM99 29V28H98ZM138 29V27L136 28ZM231 29V30H232ZM63 30V29H62ZM101 30V29H99ZM139 30V29H138ZM229 31L231 34H232V31ZM103 31V30H102ZM115 31V30H114ZM137 31V30H135ZM171 31V30H170ZM19 32H20V29H19ZM97 33H99V31L97 30L96 31ZM94 32V41L95 40V34L97 35V33ZM139 32V31H138ZM196 32V34H199V32L197 33V30L194 31ZM16 33V29H15V32H13L12 34L15 35ZM36 33H39V35H36ZM64 33V32H63ZM70 33V32H69ZM72 33V32H71ZM92 33V32H91ZM186 33V32H185ZM190 33L192 34V29L189 28L188 29V32L186 33V38H188V36L190 35ZM90 34V33H89ZM195 34V33H194ZM230 34V36H232ZM16 35H19V34H16ZM99 35V34H98ZM20 36V35H19ZM86 36V35H85ZM191 36V35H190ZM15 37V36H14ZM59 37V36H58ZM71 37H73L71 35ZM71 37H69L67 39V42H69V45L68 47H73L74 45V42H72V39ZM102 37V36H101ZM105 37V36H104ZM204 37V36H203ZM261 37V36H260ZM82 38V37H81ZM103 38V37H102ZM142 39V37H140ZM185 38V37H184ZM232 38V37H231ZM13 39V38H12ZM17 39V38H15ZM97 39V37H96ZM100 39V38H99ZM105 39V38H104ZM163 39V38H162ZM169 39H171L169 36H166L165 37V42L168 41ZM14 40V39H13ZM66 40V39H65ZM101 40V39H100ZM144 40V39H143ZM142 40V42H143ZM202 40V38H201ZM91 41V40H90ZM98 41V40H97ZM140 41V39H139ZM138 41V45L136 46V50H137V53H140V51L144 48L143 47V43H139ZM12 42H15L14 45ZM76 42V41H75ZM89 42V41H88ZM103 42V40H102ZM164 42V41H163ZM11 43V44H10ZM51 43V42H50ZM54 43V42H52ZM51 43V44H52ZM72 43V44H70ZM96 44L97 42H93V44ZM101 43V42H100ZM249 43V42H248ZM49 44V43H48ZM56 44V43H55ZM55 44L53 46H51L52 50H54L55 52H57L59 49V46H56L58 49L56 51V48H55ZM91 43V48L92 47H95V46H98L99 44L97 45H94ZM143 44V45H142ZM57 45V44H56ZM60 45V43H59ZM63 45V44H62ZM66 45V46H67ZM72 45V46H71ZM164 45V44H163ZM157 49L161 50V49H167L169 46L165 45ZM169 45V44H168ZM42 46H44L42 48ZM47 46V45H46ZM61 46V45H60ZM65 46V48H66ZM83 46V45H82ZM88 46V45H86ZM85 45L83 47H78L79 48V51L81 48V52H79V55L77 56V58L79 59V61L83 62V59H84V53L87 52L89 49L91 50V48L88 49V47H90V44L88 47H86ZM172 46V45H171ZM184 46L183 45H180V47ZM255 46V45H254ZM54 47V48H53ZM64 47V46H63ZM67 47V48H68ZM115 47V46H114ZM247 47V46H246ZM49 48V47H48ZM88 50H87V49ZM100 48V46H99ZM173 48V47H172ZM171 48V49H172ZM219 48V47H218ZM224 48V47H222ZM256 48V47H255ZM72 49V48H71ZM74 49V48H73ZM97 49V48H96ZM102 49V48H100ZM170 49V48H168ZM46 50V49H45ZM61 50H65V49H62ZM76 50V49H75ZM87 50V51H86ZM94 50V49H92ZM107 50V49H106ZM145 50V48L143 49V51L141 53H143ZM201 50V49H200ZM199 50V51H200ZM217 48H211L209 51H207L208 53L206 55H203V54H200V52H197V50L195 52H193V54H188V55H184V54H180L178 55V57L176 58L175 57V60H170L164 64L161 63L162 61V56H163V53H160V54H155L156 56L152 57V54H151V57H148V59H151L150 60V63L148 64H154V65H157L156 66V69L153 70L154 72H152V74L149 76V79L151 80V84L149 85V90L146 89V91L148 90L149 93H154L153 95H155L157 92V96L159 95L158 94V91L166 88V89H174L175 91L177 90V93H180L179 95L181 96H185V100H189V97H187L188 99H186V96L187 95H190V97L192 98V102H195V103H200L202 104L203 106V109L202 111L205 112L204 114V117H208L211 119V121L215 122V120H220L219 123H221V126L219 127V130L221 131V129L223 128L222 126V123H223V120H224V123L226 125L225 127V130H227V133L228 134H231L230 133V130H234V127H236V132H240L242 129H245L243 132H251L252 129L250 128V124L253 123V121H257V122H262L264 120V118H262L264 116V78H263V81H259V82H256L254 81L255 79L252 78L253 76L251 75L252 71H253V67H252V61L250 60V58H247V56L249 57V52H245V54H242L240 56V61H246V63L241 67V70H239V76H237L238 78V85L236 87L235 85V88L232 87V90H231V93L230 92H226L225 90V86H220L219 87H222L221 89H225L224 91H222L221 89L219 88H216V87H209V86H206L204 83L207 84V82H209L210 80H213L215 79V77L217 78L218 77V73L220 72V66L218 67V62H220L219 60L220 57L222 55H220L219 53L222 52L221 50H219L217 52ZM240 50V51H239ZM48 51V50H47ZM62 51V53H63ZM67 51V49L65 50ZM69 51V49H68ZM102 51V50H101ZM146 51V50H145ZM163 51V52H164ZM252 51V50H251ZM42 52V56H40V53ZM94 52V51H93ZM110 52V51H109ZM134 52V51H133ZM157 52V53H158ZM167 52V51H166ZM173 52V51H172ZM192 52V51H191ZM227 52V53H226ZM244 52V51H243ZM51 53L50 56H52L53 54ZM58 53V52H57ZM66 53V52H65ZM70 53L69 55H72L73 52H71L70 50ZM89 51L86 53L88 55ZM101 53V52H100ZM103 53V52H102ZM112 53H115V52H112ZM110 52V55H108V57H105L107 58V60H105V62L109 63L110 65V62L112 61V57L114 56ZM135 52V54H137ZM145 53V52H144ZM202 53V52H201ZM59 54V53H58ZM147 54V53H145ZM220 56H219V55ZM222 54V53H221ZM228 54V55H226ZM92 55V53H91ZM100 55V54H99ZM104 54H102L101 56H103ZM106 55V56H107ZM113 55V56H112ZM116 55V54H115ZM134 55V54H132ZM139 55V54H138ZM137 55V56H138ZM142 55V54H141ZM140 55V57H141ZM154 55V54H153ZM167 55V54H166ZM96 56V55H94ZM105 56V55H104ZM136 56V55H135ZM150 56V55H149ZM165 56V55H164ZM239 56V55H238ZM238 56H232L230 57V62H232L233 60L235 61L236 58H238ZM251 56V55H250ZM52 57H55V56H52ZM70 59L74 58L75 59V53L72 56H69ZM83 57V58H82ZM88 56H86L87 58ZM91 57V56H90ZM140 57H139V60H140ZM144 57V56H143ZM51 58V60H50ZM142 58V57H141ZM226 58V57H225ZM56 59V58H54ZM77 59V60H78ZM103 59V58H102ZM115 59V58H114ZM113 59V60H114ZM136 60H138V58L135 57ZM143 59V58H142ZM141 59V60H142ZM147 59V60H148ZM224 59V58H223ZM255 59V58H254ZM76 60V59H75ZM76 60V61H77ZM94 60V59H93ZM117 60V59H116ZM133 60V59H132ZM69 61V60H68ZM91 61V59H90ZM103 61V60H102ZM145 61V58L144 60ZM149 61V60H148ZM165 61V60H164ZM57 62V61H56ZM79 62V63H80ZM87 62V61H86ZM73 63V62H72ZM88 63V62H87ZM91 63V62H90ZM95 63V62H94ZM93 63V64H94ZM107 63H105L106 66H109ZM119 63V62H117ZM129 63V62H128ZM254 63V62H253ZM52 66H51V65ZM68 64V63H67ZM71 64V63H70ZM92 64V63H91ZM133 64V63H132ZM143 64V63H142ZM145 64V63H144ZM143 64V65H144ZM147 64V65H148ZM80 65V64H79ZM98 65V64H96ZM142 65V66H143ZM146 65V64H145ZM145 65L143 67H145ZM159 65V67H158ZM228 64L226 65H223L224 67H227ZM71 66V65H70ZM141 66V65H140ZM256 66V65H255ZM254 66V67H255ZM98 67V68H97ZM115 67V66H114ZM260 67V66H259ZM83 68V65L81 66V69ZM142 68V67H140ZM146 68V67H145ZM76 69V68H75ZM123 69V68H122ZM128 69V67H127ZM224 69V68H223ZM256 69V68H255ZM259 69V68H258ZM72 70V69H71ZM83 70V69H82ZM130 70V69H129ZM133 70V69H132ZM219 70V72H218ZM73 71V70H72ZM264 69L261 71V75L263 72ZM59 72V71H58ZM119 72V71H118ZM146 72V71H145ZM254 72V71H253ZM260 72V71H259ZM258 72V73H259ZM130 73V72H129ZM149 74V73H148ZM218 74V75H217ZM120 75V76H119ZM258 75V74H257ZM260 75V76H261ZM60 76V75H59ZM75 76V75H74ZM129 76V75H127ZM49 77V78H48ZM147 77V76H145ZM256 77V76H254ZM148 78V77H147ZM257 78V77H256ZM260 77H258L257 79H259ZM77 79V78H76ZM148 79V80H149ZM218 79V78H217ZM254 79V80H253ZM55 80V81H53ZM69 80V79H68ZM145 80V83L147 84L146 82V78L144 79ZM234 80V79H233ZM129 81V80H128ZM226 81V80H225ZM231 81V80H230ZM223 82V81H222ZM227 82V81H226ZM228 83V82H227ZM233 83V82H232ZM209 84V83H208ZM216 84V83H215ZM231 84V83H230ZM235 84V83H234ZM213 85V84H212ZM232 85V84H231ZM66 86V87H65ZM111 86V87H110ZM128 86V85H127ZM148 86V85H147ZM146 86V88H147ZM211 86V85H210ZM215 86V85H213ZM126 87V86H125ZM143 87V86H142ZM170 87V88H168ZM224 87V88H223ZM65 88V89H64ZM141 88V87H140ZM228 88V87H226ZM125 89V88H124ZM135 89V88H133ZM132 90V89H131ZM137 90V89H136ZM141 90V89H140ZM135 92V90H133ZM145 91V90H144ZM166 91V90H165ZM164 91V92H165ZM168 91V90H167ZM230 91V90H229ZM163 92V91H162ZM163 92V93H164ZM169 92V91H168ZM171 92V91H170ZM235 92V94L233 93ZM161 93V92H160ZM162 93V94H163ZM68 95L65 97V95ZM128 94V93H127ZM160 94V96L162 95ZM166 94V93H165ZM176 94V93H175ZM134 95H137V96H134ZM146 95V94H145ZM179 95H177L179 97ZM148 96V95H147ZM150 96V94H149ZM152 96V95H151ZM160 96H158V98H160ZM163 96V95H162ZM168 96H169V93H168ZM144 97V96H143ZM155 97V96H154ZM177 97V98H178ZM157 98V97H156ZM181 98V97H180ZM190 98V99H191ZM126 99V101H125ZM148 99V98H147ZM182 99V98H181ZM180 99V101H181ZM133 101L131 103H129L128 101ZM137 100V99H136ZM140 100V99H139ZM177 100V99H176ZM183 101H181V103H183L185 100L182 99ZM138 101V100H137ZM187 101V102H188ZM190 101V105H192V102ZM149 102V101H148ZM186 102V103H187ZM138 103V102H137ZM171 103V102H170ZM185 103V104H186ZM98 107L97 109L100 108V113L96 112L95 109L96 107ZM135 105V104H134ZM133 105V106H134ZM151 105V104H150ZM164 105V104H163ZM182 105V104H181ZM196 105V104H195ZM132 106V107H133ZM138 106V105H137ZM141 106V105H140ZM170 106V105H169ZM194 106V104L192 105ZM131 107V108H132ZM152 107V106H151ZM150 107V108H151ZM180 107V106H179ZM196 107V106H195ZM198 107V106H197ZM201 107V105H200ZM135 108V107H133ZM162 109V108H161ZM200 109V108H198ZM197 110V109H196ZM201 110V109H200ZM131 111V110H129ZM144 111V110H143ZM159 111V110H158ZM177 111V110H176ZM263 111V112H262ZM154 112V111H153ZM166 112V111H165ZM145 113V112H144ZM152 113V111H151ZM260 113H263V116L262 117H258L262 114ZM153 114V113H152ZM151 114V115H152ZM181 114V113H180ZM260 114V115H259ZM50 115L52 117H50ZM154 115V114H153ZM157 115V114H156ZM123 117H127L126 115H124ZM183 117V116H182ZM185 117V116H184ZM116 118V119H114ZM121 118V117H120ZM149 118V117H148ZM170 119V117H168ZM179 118V117H178ZM221 118L223 120H221ZM262 118V119H261ZM139 119V118H138ZM162 119V118H161ZM172 119V118H171ZM132 120V119H131ZM188 120V119H187ZM202 120V119H201ZM234 120H237V124L233 126H229L230 123ZM113 121V122H112ZM173 122H166L165 124L161 125L160 127H157V129L155 131H160L161 133H166L165 135H167L169 138L171 139H176L175 141H180L179 138H182L183 135L189 130L190 127H186L185 125H183L182 123H179L180 121L177 122V119H172ZM185 121V120H184ZM161 122V121H160ZM189 122V121H188ZM236 122V121H235ZM115 123V122H114ZM135 123V122H134ZM217 123V122H216ZM218 124V123H217ZM229 124V125H228ZM234 124V123H233ZM97 127V128H95ZM109 129H112L110 128ZM124 127V126H123ZM126 127V126H125ZM140 127V126H138ZM149 127V126H148ZM101 128V127H100ZM108 128V126H107ZM119 128V127H118ZM154 128V127H153ZM172 129V130H167V129ZM215 128V127H214ZM213 128V129H214ZM218 128V127H217ZM216 128V129H217ZM260 128V127H259ZM264 127H262L263 129ZM117 129V128H116ZM191 129V128H190ZM124 130V129H122ZM149 130V129H148ZM224 130V129H223ZM119 131V130H117ZM140 131V130H139ZM257 132H255L254 134L257 136V137H261V134H264V133H261L262 130H257ZM264 131V130H263ZM109 132V131H107ZM140 133V132H139ZM233 133V132H232ZM261 133V134H260ZM109 134H112L111 132ZM236 134V133H235ZM242 134V133H240ZM119 135V134H118ZM144 135V134H143ZM232 135V134H231ZM230 135V136H231ZM106 136H109L107 135L106 133ZM117 136V134H116ZM125 136V135H124ZM127 136V135H126ZM142 136V135H141ZM148 136V135H147ZM164 136V135H163ZM246 136V135H245ZM190 137V136H189ZM233 137H236V136H233ZM233 137H232V140H233ZM252 136H248V138L246 139H242V140H238V137H236L234 140L235 142L237 143V145L241 142H248V144H250L251 142L249 141ZM124 138V137H122ZM115 139V137H114ZM132 139V138H131ZM149 139V138H148ZM152 139V138H151ZM183 139V138H182ZM262 139V138H261ZM132 141V140H131ZM148 141V140H147ZM174 141V140H173ZM182 141V140H181ZM130 142V141H129ZM262 142V141H261ZM240 143V144H241ZM256 143V142H255ZM258 143L259 146H257L256 144ZM254 146V149H249L248 151H244L240 149V151H242V153L240 152H236L235 154H232L231 157H229V166H230V172L228 174V177L226 178V184L224 185L223 188H216L215 189H204L202 182H196V186L192 188L191 192H190V197L192 196H197V200L195 201L196 204H199V201H202V202H206L207 204V207L209 206H212V211H215V213H218L217 210H219V208L217 207V203L219 202H227L226 206H227V209L225 211V218L227 217H234L235 218H238L236 219L237 221V224L235 225L236 228H246V229H249V230H253L255 231V234L257 236V240L260 238H262V236L264 235V230L261 228L263 222H264V191L260 192L255 190L253 187L251 186H248V187H243L242 184H240V182H242V179L243 176H244V173L246 171H248L249 169V163L250 165H255L257 163L260 164V167L264 168V147H262V145L264 146V142L263 143H260L257 142ZM121 144V143H120ZM131 144V143H130ZM150 144V143H149ZM177 144V143H176ZM128 145V144H127ZM148 145V144H147ZM236 145V144H235ZM132 146V145H131ZM154 146V145H153ZM257 146V147H256ZM261 146V147H260ZM121 147V146H120ZM260 147V148H258ZM155 148V147H154ZM177 148V147H176ZM250 148V147H249ZM95 149V148H94ZM221 151V150H220ZM96 152H94L96 154ZM191 152V151H190ZM215 152V151H214ZM125 153V152H124ZM215 154V153H214ZM220 154V153H219ZM191 155V154H190ZM234 155V156H233ZM121 156V155H119ZM125 157V156H124ZM156 157V156H155ZM158 157V156H157ZM160 157V156H159ZM99 159V158H98ZM93 160V159H92ZM127 160V159H126ZM30 162V161H29ZM91 162V161H90ZM58 163V162H57ZM60 163V162H59ZM101 163V162H100ZM64 164V163H63ZM81 164V163H80ZM78 163L77 167L80 165ZM105 164V163H104ZM103 164V165H104ZM122 164V163H121ZM126 164V163H125ZM33 167V164L30 163V167ZM36 165V164H34ZM56 165V164H55ZM70 164H68L69 166ZM86 165V164H85ZM96 164H94L93 166H95ZM98 165V164H97ZM101 165V164H100ZM163 165V164H162ZM166 165V164H165ZM252 165V166H253ZM52 166V165H51ZM67 166V165H66ZM81 166V165H80ZM79 166V167H80ZM83 166V164H82ZM123 166V165H122ZM45 167V166H44ZM56 167V166H55ZM75 167V166H74ZM96 167V166H95ZM94 167V168H95ZM158 166L156 165V168ZM243 167L247 170H244ZM41 168V166H40ZM67 168V167H66ZM73 168V167H72ZM93 168V169H94ZM101 168V167H100ZM110 168V167H109ZM113 171L116 172L115 169H113ZM162 168V167H161ZM207 168V167H206ZM251 168V167H250ZM39 169V168H38ZM77 169V168H76ZM102 169V168H101ZM154 169V168H153ZM158 169V168H157ZM160 169V168H159ZM254 169H257V167H255ZM97 170V169H95ZM122 170V169H120ZM78 171V170H77ZM81 171V170H80ZM112 171V172H113ZM159 171V170H158ZM173 171V170H172ZM198 171V170H197ZM257 171V170H256ZM20 172H23V176H21ZM56 172V171H54ZM71 172V171H70ZM165 170L164 169H160L159 173H157V175L154 177L158 180V182L161 181V179H163L165 177V174H164ZM168 172V171H167ZM196 172V171H195ZM250 172V170H249ZM21 176V177H17V175ZM41 173V172H40ZM74 173V172H73ZM102 173V172H101ZM104 173V172H103ZM127 173V172H126ZM134 173V172H133ZM155 173V174H156ZM166 173V172H165ZM173 173V172H172ZM42 174V173H41ZM46 174V172H45ZM84 174V173H83ZM114 173H112L113 175ZM194 174V173H193ZM200 174V173H199ZM49 175V174H48ZM52 175V174H51ZM96 175H97V172H96ZM100 175V176H99ZM120 175V173H119ZM201 175V174H200ZM54 176V175H53ZM108 176V175H107ZM107 176L105 175H102V174H98V181H99V184H100V181H104V179L106 178L107 179ZM111 176V175H110ZM118 175H115L114 178L112 176V181H111V178L109 179L111 181V184L113 185L114 183L117 185L115 187H118V189H121L122 187L124 188H128V187H125L127 184L123 183V182H126L123 180L122 177H116ZM176 176V174H175ZM195 176V174L193 175ZM198 176V175H197ZM196 176V177H197ZM47 177V176H46ZM49 177V176H48ZM105 177V178H104ZM131 177V176H130ZM174 177V176H172ZM185 177V176H184ZM195 177V179H196ZM50 178V177H49ZM109 178V177H108ZM122 178V179H121ZM127 178V177H126ZM166 178V177H165ZM191 178V177H190ZM193 178V177H192ZM52 179V178H51ZM105 179V180H106ZM122 181H121V180ZM153 179V178H152ZM171 179V178H170ZM186 179V178H185ZM22 180V179H21ZM27 179L26 180H23V181H28ZM96 182V179H94ZM119 180L121 182H119ZM183 180V179H182ZM189 180V179H188ZM57 181V180H55ZM87 181V180H85ZM101 181V182H102ZM128 181V180H127ZM130 181V180H129ZM135 181V180H134ZM138 181V180H137ZM163 181V180H162ZM205 181V180H204ZM22 182V181H21ZM20 182V183H21ZM29 182L27 183V185L29 184ZM60 182V181H59ZM141 182V181H140ZM146 182V181H145ZM157 182V183H158ZM168 182V180H167ZM194 182V181H193ZM55 183V182H54ZM83 183V182H82ZM85 183V182H84ZM128 183V182H126ZM131 183V182H129ZM154 183V182H152ZM185 183V182H184ZM23 186L21 185L22 188H24L25 184L22 182ZM35 184V183H33ZM51 184V183H50ZM92 184H94L92 182ZM122 186L121 188H119V186ZM145 184V183H144ZM163 184V185H162ZM172 184V183H171ZM191 184V183H190ZM195 184V183H194ZM205 184V183H204ZM235 184H239V187H237L238 189H235L234 186L232 187V185H235ZM48 185V184H47ZM96 185V184H95ZM101 185V184H100ZM107 185V187L105 186ZM105 185H102V186H97L98 188H100L102 191L106 192V190L109 188L108 185L110 186L109 182L108 184H105ZM111 185V186H112ZM152 185V184H151ZM150 185V186H151ZM188 185V184H187ZM52 186V185H51ZM75 186V185H74ZM94 186V185H93ZM92 186V187H93ZM132 186V185H131ZM166 182L165 183H161V185H157V187H154L155 189L157 188V190L153 189L152 187V190H155V191H151L150 190V187L148 186V184H145L144 186H139L137 188H128L126 190V193H127V199H128V202L127 204H125L124 206H121V207H116L117 211H115V213L117 212L118 216L119 215H123L124 218L126 217V219H128V224H132V227H134L136 225V222L138 220V217L137 213L141 212L142 210H144V208H147L149 207V201L151 200L150 198H152V194L153 196L154 195H163L161 194V192L163 190L166 189ZM185 186V184H184ZM30 187V186H29ZM73 187V186H72ZM96 187V186H95ZM94 187V188H95ZM135 187V186H134ZM170 187V186H169ZM175 187V186H174ZM243 187V188H242ZM251 187V188H250ZM257 187V186H256ZM260 187V186H259ZM26 188V187H25ZM28 188V186H27ZM57 189V187H55ZM165 188V189H164ZM191 188V187H190ZM247 188H250V189H247ZM19 189H21L19 187ZM29 189V188H28ZM67 189V188H66ZM96 189V188H95ZM113 189V188H112ZM184 189V187H183ZM235 189V190H234ZM24 190V189H23ZM52 190V189H51ZM61 190V189H59ZM73 190V189H72ZM110 190V189H109ZM178 190V189H176ZM22 191V190H21ZM66 191V190H65ZM69 191V190H68ZM91 191V190H90ZM94 191V189H93ZM98 191V190H96ZM101 191V192H102ZM26 192V191H25ZM24 192V194L26 195V193ZM49 192V191H48ZM53 192V191H52ZM152 192V194H151ZM168 191H163L164 193V198H165V195H166V200L167 201H170V197L173 198V197H176L174 196L175 193L174 191L172 190L171 192L167 193ZM177 192V191H176ZM29 193V192H28ZM87 194V192H85ZM108 193V192H107ZM106 193V194H107ZM236 193L237 196H236ZM24 194H22L21 196H25ZM49 194V193H47ZM77 194V193H76ZM79 194V193H78ZM94 194V193H93ZM102 194V193H101ZM122 194V193H121ZM60 195V194H59ZM59 195H56V196H59ZM80 195V194H79ZM85 195V194H84ZM90 195V194H89ZM104 195V193H103ZM126 195V194H125ZM177 195V194H176ZM51 196V195H50ZM63 196V195H62ZM67 196V195H66ZM83 196V195H82ZM91 196V195H90ZM105 196V195H104ZM29 197V196H28ZM43 198H46L44 196H42ZM69 197V196H68ZM84 197V196H83ZM88 197V195H87ZM117 197V196H116ZM10 198L12 200H15V201H12L10 200ZM26 199V197H24ZM58 198V197H57ZM65 198V197H64ZM78 198V196H77ZM81 198V196H80ZM78 199L76 202H77V207L78 206H81V204L83 203V201H85L84 199ZM86 198V197H85ZM123 198H126V196H124ZM18 199V200H17ZM22 201L24 200L23 198H21ZM29 199V198H28ZM30 199L28 201H30ZM31 199V201H32ZM38 199V198H37ZM46 199H49V198H46ZM45 199V200H46ZM61 199V198H60ZM59 199V201H60ZM70 199V198H69ZM121 200V198H119ZM117 199V201H115L116 203L117 202H120V200ZM190 199V198H189ZM188 199V200H189ZM194 199V198H193ZM36 200V199H35ZM51 200V199H50ZM89 200V199H88ZM153 200V199H152ZM157 200V199H156ZM164 200V201H166ZM218 200V201H216ZM230 200V202H229ZM240 200V201H239ZM20 201V200H19ZM57 201V200H56ZM55 201V202H56ZM62 201V200H61ZM60 201V202H61ZM66 201V200H64ZM64 201H62L64 203ZM74 201V200H73ZM217 203H216V202ZM1 202V201H0ZM9 202V203H8ZM27 202V200H26ZM25 202V203H26ZM43 202V201H42ZM54 201L52 202L53 204V208L55 206V203ZM67 202V201H66ZM72 202V201H71ZM86 202V201H85ZM105 202V201H104ZM114 202V203H115ZM174 202V201H173ZM181 202V201H180ZM179 201L176 202L178 204L177 206V209H175L174 211V215L172 214H168L164 217V219H166L167 221H171L170 219H173L172 220V223H176L178 224L179 226L177 227H181V229H179L180 233L182 234H178V233H173L174 234V237L172 235V237L170 238H167L168 236L167 235H170L171 233H166V230L165 228H163V230H165V232L163 231H160V233H164L167 234L165 237V239H167L166 241H173L172 244H175L177 243L180 244L178 245L179 246H182V242L184 244V242L186 240H190V244L187 245L186 247L188 248H193V251L197 250L195 253L192 252L191 250H183L184 246H182L181 250L177 249L178 247H175L176 250H178L177 252L175 251L174 249V254L173 257H172V254L169 255L171 256L170 257H167V259H171V260H163L165 262H167L166 264H204V263H207L205 262L207 259L206 257L209 255H207L208 253H204L207 255L204 254V257L205 259H203V250L205 249H209L210 247H214L215 248V251L213 249L214 252H218V253H215V255H212L210 258L211 259H215L217 258L218 256H220V259L218 257V260H221V261H218L217 259L214 260V264L216 263L215 261L218 262V264L220 262H222L221 264H259V262L261 261L262 259V254L264 252V246L263 244L261 245V241H258L256 245H261V247L259 248H255V249H248V244L249 243H246L245 245H241L240 243H238V240L240 238H238V235L234 236L233 235H227V229H231V228H228L227 227H224V230H223V238H218L217 236V233L219 232H216V230H212L211 228V224L208 226V228L206 227V229L204 227H202L201 225H198L195 226L193 225L194 227V233H193V237H191V234H189V236H187V233L185 232V226L183 225H186L188 223V221L191 219V217L189 218V215L188 214H185L184 212V209L183 208H180L179 206L183 203H180ZM239 202L243 203L244 205H241ZM6 203V204H5ZM21 201L19 202V204L15 207V209L17 210L16 212L18 211H21L23 214L22 216H28L30 215L29 218L32 219L34 215V213H36V210L30 212V208H34L32 205V203L30 202V205H24L23 204H20ZM23 203V202H22ZM28 203V202H27ZM38 203V202H37ZM35 203V204H37ZM51 203V201H50ZM59 203V202H58ZM75 203V202H74ZM154 203V202H153ZM169 203V202H167ZM41 204V202H40ZM39 204V205H40ZM43 204V203H42ZM47 204V203H46ZM49 204V202H48ZM62 204V203H61ZM118 204V203H117ZM204 204V203H203ZM14 205V204H13ZM34 205V204H33ZM38 205V206H39ZM60 205V204H59ZM68 205V204H67ZM75 206V204H73ZM83 205V204H82ZM184 205V204H183ZM3 206V207H2ZM11 206V205H10ZM36 206V205H34ZM48 206V205H47ZM57 206V205H56ZM55 206V207H56ZM63 206V204L61 205ZM60 206V207H61ZM66 206V205H65ZM65 206H64V209H65ZM101 206V205H100ZM118 206V205H116ZM196 206V205H195ZM43 207V210H44V205L42 206ZM49 207V206H48ZM58 207V208H60ZM68 207V206H66ZM76 207V208H77ZM151 207H156V202L155 204H153ZM185 207V206H183ZM3 208V210H4ZM36 208V207H35ZM34 208V209H35ZM57 208V207H56ZM62 208V207H61ZM69 208V207H68ZM71 208V209H70ZM68 210H71L70 212H72V206L70 207ZM75 208V207H74ZM73 208V210H74ZM82 209V206L80 207ZM169 208V207H168ZM187 208V207H186ZM193 208V207H192ZM196 208V207H195ZM206 208V207H205ZM211 207H209L210 209ZM38 209V208H36ZM67 209V208H66ZM65 209V210H66ZM111 209V208H110ZM149 209V208H148ZM157 209V208H156ZM165 209V208H164ZM0 210V211H1ZM11 210V209H10ZM39 210V209H38ZM37 210V211H38ZM56 210V209H54ZM76 210V209H75ZM78 210V209H77ZM84 210V208L82 209ZM81 210V211H82ZM188 210V209H187ZM15 211V210H14ZM59 211V210H58ZM60 211H63V208L60 210ZM67 211V210H66ZM65 211V212H66ZM80 211V212H81ZM193 211V210H192ZM191 211V212H192ZM3 212V211H1ZM0 212V213H1ZM5 212V211H4ZM4 212L2 213V215L4 214ZM12 212V211H11ZM20 212V213H21ZM43 213V211H40ZM52 214L48 213L52 218L54 217L55 218V215L53 212V209H51L50 211ZM63 212V214L65 213ZM68 212V211H67ZM65 213V214H72V213ZM79 213V210L77 211ZM99 212V211H98ZM119 212V213H118ZM157 212V211H156ZM165 212V211H164ZM163 212V213H164ZM9 213V211L7 212V214ZM15 213V212H14ZM40 214L41 216V219H42V215L43 214ZM57 213V212H55ZM75 213V211H74ZM78 213H75L76 216L78 215ZM152 213V212H151ZM200 213V212H199ZM212 213V212H211ZM26 214V215H25ZM38 214V212H37ZM62 212H61V215H63ZM63 215V216H66V215ZM96 214V213H95ZM222 214V213H221ZM0 214V264H11V261L10 259H14L15 258H18L20 257L21 255L16 253V251H18V249L20 250H24L26 251L25 253L22 252L19 250V252L21 254H26V256L29 258L30 255H33L40 252L41 250H43V246H40V245H44L45 242H47L48 239H50L52 236L54 237V235H57L59 233H57V231L55 232L54 230H50V226H48V229L49 231H46V230H42V231H45L44 233H42L41 235H45L43 237H40L38 235V237H31L30 236L32 234L28 233L31 229V227H29L30 229H26V231L28 232H25L24 231V234L27 233L26 235L30 234V236H26V237H20L21 235L18 234V229L17 227H19L20 225L16 222H14L16 219L12 218L13 220H7L8 216H6V220H4V217ZM9 215H12L9 214ZM39 215V214H38ZM57 215V214H56ZM74 216V214H72ZM81 215V214H80ZM78 215V216H80ZM116 215V214H115ZM195 215V214H194ZM198 216V214H196ZM210 215V214H209ZM71 216V215H70ZM68 217V218H71V217ZM122 216V217H123ZM202 216V214H201ZM217 216V215H216ZM36 217V216H35ZM33 217V218H35ZM50 217V219H52ZM57 217V216H56ZM66 217V218H67ZM75 217V216H74ZM96 217V216H95ZM128 217V218H127ZM142 217V216H141ZM175 217H178V219L174 220ZM199 217V216H198ZM222 217V216H221ZM20 218V217H19ZM37 218V217H36ZM47 219L49 218L48 215L46 217ZM65 219H63V217H58V219H63L65 221H67ZM79 218V217H78ZM117 218V217H116ZM121 218V217H120ZM123 218V219H124ZM200 218V217H199ZM10 219V218H9ZM45 219V217L43 218ZM114 219V218H113ZM198 219V218H197ZM203 219V218H202ZM206 219V218H204ZM19 220V219H18ZM21 220V219H20ZM46 220V219H45ZM44 220V223L46 224ZM57 220V219H56ZM122 220V219H121ZM141 220V218H140ZM27 221V220H26ZM33 221V219H32ZM51 221V220H50ZM49 221V222H50ZM53 221V222H52ZM51 221V224L53 223L54 224V220ZM72 221V220H71ZM74 222H76L75 220H73ZM77 221H79L77 219ZM221 221V220H220ZM219 221V222H220ZM20 222V221H19ZM56 222L61 223L59 222V220H57ZM55 222V224H56ZM68 222V221H67ZM97 222V221H96ZM117 222V221H116ZM223 222V221H222ZM24 223V221H23ZM64 221L61 223L63 224ZM70 223V222H69ZM72 223V222H71ZM78 223V222H77ZM81 223V222H79ZM121 223V222H120ZM138 223V222H137ZM166 223V222H165ZM204 223L205 224V221L202 220L201 224ZM30 224V223H29ZM47 224L50 225L47 221ZM65 224V223H64ZM135 224V225H134ZM219 224V223H217ZM221 224V223H220ZM219 224V225H220ZM261 224V225H260ZM19 225V226H18ZM67 225V223H66ZM65 225V226H66ZM77 225V224H76ZM75 223L74 224H71L70 225H67L68 226V229L70 227H76ZM79 225V224H78ZM120 225V224H119ZM118 225V226H119ZM123 225V224H122ZM127 225V224H126ZM134 225V226H133ZM171 225V224H170ZM260 225V226H259ZM29 226V225H28ZM70 226V227H69ZM112 226V225H111ZM128 226V225H127ZM188 226V225H186ZM191 226V225H190ZM243 226V227H242ZM46 227V226H45ZM51 227H53L51 225ZM56 226L54 225L53 228H55ZM86 227V226H85ZM117 227V226H116ZM122 227V226H121ZM189 227V226H188ZM192 227V226H191ZM264 227V226H263ZM47 228V227H46ZM61 228V226H60ZM59 228V229H60ZM83 228V227H82ZM200 228H203L205 231L201 234H199L197 236V238L195 237V235L198 233V230H201ZM219 228V227H218ZM33 229V228H32ZM64 229V227H63ZM72 231V233L74 232L73 229L75 228H70ZM70 229L67 230L68 233L70 232ZM20 230V229H19ZM36 230V228H35ZM61 232L63 231L62 229H60ZM65 230H66V227H65ZM64 230V231H65ZM125 230V229H124ZM221 230V231H222ZM238 230V229H237ZM50 231H54L53 232H50ZM81 231V230H80ZM79 231V232H80ZM178 231V230H177ZM187 231V229H186ZM220 231V232H221ZM235 231V230H233ZM232 231V232H233ZM240 231V230H238ZM247 231V230H246ZM36 232V231H35ZM39 232H41L39 230ZM118 232V231H117ZM116 232V233H117ZM168 232V231H167ZM175 232V231H173ZM242 232V231H241ZM23 233V232H22ZM57 233V234H56ZM66 233L65 231V234L64 235V242H66V238H67V235H69L71 237V234H68ZM81 233V232H80ZM79 233V234H80ZM89 233V232H88ZM186 233V234H185ZM38 234V233H37ZM37 234H35V236H37ZM61 234V233H60ZM77 234V233H75ZM73 235L72 236L75 238V236L77 235ZM99 234V239H101V233H98ZM180 236H178V235ZM195 234V235H194ZM220 234V233H219ZM236 234V232H235ZM34 235V233H33ZM48 235V237H47ZM108 235V234H107ZM221 235V234H220ZM59 237V235H57ZM66 236V237H65ZM79 236V235H78ZM103 236V234H102ZM177 236V238H176ZM227 236H231L230 238H233V240L230 239V243L227 242L228 244H219L218 245V242L219 241H225L227 240ZM27 237H29V242L32 243L35 248H33L34 246H32L31 248H29L26 244H29L28 240H25V238L27 239ZM56 237V236H55ZM69 237V238H70ZM72 237V238H73ZM87 237V236H86ZM98 237L96 236L95 237H92L93 240H91V237H87L85 240H78L77 242H72V244H70V248H69V243H63V245L61 244V246L63 247L65 244H67L66 248L68 247V249H65L68 252V255L71 256V258L69 257V259L67 258L66 260H64L63 258L65 257V253H63L62 255L64 256L62 259L63 263H65L67 260L70 261V259H74L75 257H73L74 255L76 256V254H79V256H83L84 252L87 251L88 249L90 250L93 246L92 244L94 243L95 239L97 240ZM101 237V238H100ZM70 238V240L72 239ZM73 238V239H74ZM80 238V237H79ZM84 238V237H83ZM61 239V238H60ZM59 239V240H60ZM98 239V240H99ZM103 239V238H102ZM106 239V237H105ZM108 239V238H107ZM51 240V239H50ZM69 240V239H67ZM247 240V239H246ZM264 240V239H262ZM73 241V240H72ZM103 241V240H102ZM179 241V243H178ZM44 242V243H43ZM93 242V243H92ZM101 242V240L99 241ZM175 242V243H174ZM181 242V243H180ZM264 242V241H263ZM58 243V242H57ZM98 243V242H96ZM102 243V242H101ZM121 243V242H120ZM169 243V242H168ZM188 243V242H187ZM244 243V242H243ZM49 244V243H48ZM89 244L90 247H89ZM104 244H106L104 242ZM122 244V243H121ZM172 244H169V245H172ZM74 245H76V247H74ZM101 245V244H100ZM185 245V244H184ZM191 245V247H190ZM31 246V244H30ZM36 246L39 247L37 250H36ZM82 246V248H81ZM83 246L84 249H83ZM87 246V247H86ZM102 246V245H101ZM173 246V245H172ZM244 246V247H243ZM263 246V247H262ZM51 247V246H50ZM65 247V246H64ZM74 247V248H72ZM49 248V247H47ZM81 248V249H80ZM105 248V247H104ZM187 248V249H188ZM191 248V249H192ZM50 249V248H49ZM58 249V248H57ZM97 249V248H96ZM203 249V250H201ZM202 251V254L199 253ZM210 250V249H209ZM48 251V250H47ZM46 251V253H47ZM64 251V250H63ZM67 251H64L67 253ZM191 251V252H190ZM199 251V252H198ZM213 251H211V253H213ZM49 252V251H48ZM89 252V251H88ZM207 252V251H206ZM16 253V254H15ZM28 253L30 254L28 256ZM99 253V252H98ZM97 253V254H98ZM105 253V252H104ZM116 253V252H115ZM199 253V254H197ZM210 253V252H209ZM210 253V254H211ZM23 254V255H24ZM86 254V252H85ZM120 254V253H119ZM214 254V253H213ZM18 257H16V256ZM20 255V256H19ZM42 255V254H41ZM40 255V256H41ZM50 255V254H49ZM49 255H42L43 257L42 258V262L41 264H49L48 261H49ZM67 255V256H68ZM101 255V254H100ZM25 256V255H24ZM26 256L23 257L26 259ZM34 256V257H35ZM38 256V255H37ZM39 256V257H40ZM52 256V255H51ZM50 256V257H51ZM124 255L122 254V257ZM215 256V257H214ZM3 257V259H2ZM121 257V260L122 259H126V257L122 258ZM22 258V259H23ZM27 258V260H28ZM31 258V257H30ZM210 258H208L210 260ZM11 259V260H12ZM24 259V260H25ZM34 259V258H33ZM33 259L31 258L30 261H28L29 263L31 262V260L33 261ZM39 259V258H38ZM51 259V258H50ZM86 259V258H85ZM207 259V260H208ZM27 260H25L27 262ZM35 260V259H34ZM208 260V261H209ZM13 261V260H12ZM18 261V260H17ZM21 261V260H20ZM60 261L59 264L62 262ZM65 261V262H64ZM163 261H160L161 263L160 264H163L164 262ZM169 261V262H168ZM212 261V260H211ZM210 261V262H211ZM16 262V261H14ZM24 262V261H23ZM25 262V263H26ZM27 262V263H28ZM36 262V260L34 261ZM34 262H31L30 264H35ZM50 262V261H49ZM55 262V261H54ZM68 262V261H67ZM76 262V260H75ZM79 262V261H78ZM96 262V261H95ZM122 262V261H121ZM264 262V261H263ZM26 263V264H27ZM102 263V262H101ZM123 263H125L123 261ZM14 264V263H12ZM17 264V263H15ZM57 264V263H56ZM86 264V263H85ZM128 264V263H127ZM165 264V263H164ZM208 264V263H207ZM264 264V263H263Z\"/></svg>",
	"mask_w": 264,
	"mask_h": 264
}]
</instances>
